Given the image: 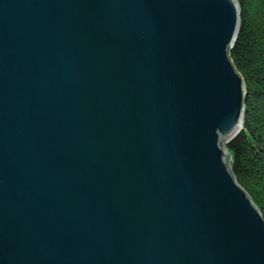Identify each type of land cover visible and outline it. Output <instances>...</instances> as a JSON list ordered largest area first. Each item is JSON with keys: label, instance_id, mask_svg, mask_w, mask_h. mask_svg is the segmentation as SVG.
Masks as SVG:
<instances>
[{"label": "water", "instance_id": "1", "mask_svg": "<svg viewBox=\"0 0 264 264\" xmlns=\"http://www.w3.org/2000/svg\"><path fill=\"white\" fill-rule=\"evenodd\" d=\"M240 27L239 0H0V264H264Z\"/></svg>", "mask_w": 264, "mask_h": 264}, {"label": "trees", "instance_id": "2", "mask_svg": "<svg viewBox=\"0 0 264 264\" xmlns=\"http://www.w3.org/2000/svg\"><path fill=\"white\" fill-rule=\"evenodd\" d=\"M241 27L230 56L247 85L244 124L228 143L231 169L264 216V0H239Z\"/></svg>", "mask_w": 264, "mask_h": 264}]
</instances>
